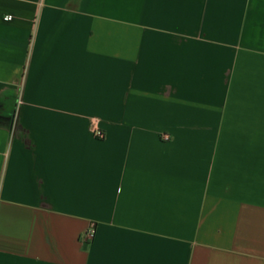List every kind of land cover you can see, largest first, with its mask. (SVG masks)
I'll return each mask as SVG.
<instances>
[{"label": "crops", "instance_id": "1", "mask_svg": "<svg viewBox=\"0 0 264 264\" xmlns=\"http://www.w3.org/2000/svg\"><path fill=\"white\" fill-rule=\"evenodd\" d=\"M0 264H264V0H0Z\"/></svg>", "mask_w": 264, "mask_h": 264}, {"label": "built area", "instance_id": "2", "mask_svg": "<svg viewBox=\"0 0 264 264\" xmlns=\"http://www.w3.org/2000/svg\"><path fill=\"white\" fill-rule=\"evenodd\" d=\"M97 134L98 135H101L102 133H101V131L100 130H97ZM93 233V229H91V234Z\"/></svg>", "mask_w": 264, "mask_h": 264}]
</instances>
